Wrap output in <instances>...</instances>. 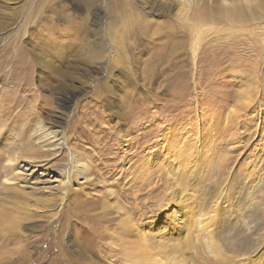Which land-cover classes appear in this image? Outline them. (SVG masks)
<instances>
[{
	"label": "rangeland",
	"instance_id": "rangeland-1",
	"mask_svg": "<svg viewBox=\"0 0 264 264\" xmlns=\"http://www.w3.org/2000/svg\"><path fill=\"white\" fill-rule=\"evenodd\" d=\"M0 264H264V0H0Z\"/></svg>",
	"mask_w": 264,
	"mask_h": 264
},
{
	"label": "bare ground",
	"instance_id": "bare-ground-1",
	"mask_svg": "<svg viewBox=\"0 0 264 264\" xmlns=\"http://www.w3.org/2000/svg\"><path fill=\"white\" fill-rule=\"evenodd\" d=\"M75 165V164H74Z\"/></svg>",
	"mask_w": 264,
	"mask_h": 264
}]
</instances>
